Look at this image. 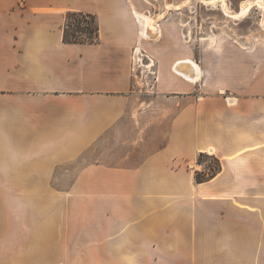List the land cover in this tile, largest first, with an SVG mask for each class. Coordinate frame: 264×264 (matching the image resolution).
I'll list each match as a JSON object with an SVG mask.
<instances>
[{
	"label": "crops",
	"instance_id": "1",
	"mask_svg": "<svg viewBox=\"0 0 264 264\" xmlns=\"http://www.w3.org/2000/svg\"><path fill=\"white\" fill-rule=\"evenodd\" d=\"M155 6L140 90L128 0H0V264H264V44L183 43L187 5ZM68 11L95 42L63 40Z\"/></svg>",
	"mask_w": 264,
	"mask_h": 264
},
{
	"label": "rangeland",
	"instance_id": "2",
	"mask_svg": "<svg viewBox=\"0 0 264 264\" xmlns=\"http://www.w3.org/2000/svg\"><path fill=\"white\" fill-rule=\"evenodd\" d=\"M157 1L168 2L169 0H141V2H143L145 6L140 10H148L147 13L153 17L157 12L161 11L160 7H153V4H157ZM202 1L182 0V5H187L186 7L182 8L183 43L190 42L194 45L196 42V37H198L199 35L201 36L202 33H205L207 31H223L234 33L237 37L234 42L240 46H252V44L254 43L258 45L260 43L264 44V28L260 24L263 17V11L261 8L259 9V6L254 5L246 15L242 16L241 18L238 17L235 19L233 17H228L226 14L223 15L221 10L215 6L202 4L205 3L204 0ZM225 1L228 4L229 9L233 12H236L239 11L240 4L243 0ZM215 3L216 2L214 1L213 4L216 5ZM177 19L178 17H176L175 19L176 22ZM253 37L261 38L253 39ZM157 40H143L139 46H137V44L135 45L133 54V74L135 83L140 90L150 89L154 80L156 79L153 62L149 60V54L146 50V44L156 42ZM199 41L201 42V40ZM142 45H144V49L142 48ZM205 163H211V160L206 159Z\"/></svg>",
	"mask_w": 264,
	"mask_h": 264
},
{
	"label": "bare ground",
	"instance_id": "3",
	"mask_svg": "<svg viewBox=\"0 0 264 264\" xmlns=\"http://www.w3.org/2000/svg\"><path fill=\"white\" fill-rule=\"evenodd\" d=\"M129 1L132 6L133 13L136 16L138 23H139V27H140L137 33V40H136L137 46H139L143 40H147V41L157 40L160 36V32H159L158 23L156 21H159L163 17V13L161 12L158 15H156V17L155 16L152 17L145 12L143 13V12L138 11L134 7L132 1L131 0ZM214 1L216 0H210V2H213V3ZM217 1L220 2L223 13H225L228 17H233L235 19L238 17L241 18L242 16L246 15L254 5L259 6V9L261 8L263 11V17L261 19L260 24L264 28V0H244L240 4L239 11H236V12H233L229 9V6L225 0H217ZM204 2L208 3L209 0H204ZM170 7H171V4H170ZM198 69L199 68L196 65V63L189 58H182L181 61H176L173 65V70L180 72L182 74V77L188 80L197 79Z\"/></svg>",
	"mask_w": 264,
	"mask_h": 264
},
{
	"label": "trees",
	"instance_id": "4",
	"mask_svg": "<svg viewBox=\"0 0 264 264\" xmlns=\"http://www.w3.org/2000/svg\"><path fill=\"white\" fill-rule=\"evenodd\" d=\"M98 24L94 14L82 11H68L63 26L65 42H95L98 39ZM206 159L211 163H205ZM199 163H205V171H195V180L202 182L210 178L221 167L220 161L213 154L200 152L197 156Z\"/></svg>",
	"mask_w": 264,
	"mask_h": 264
}]
</instances>
